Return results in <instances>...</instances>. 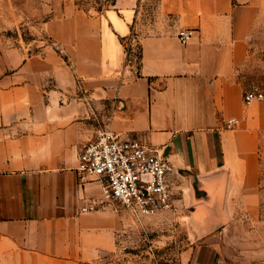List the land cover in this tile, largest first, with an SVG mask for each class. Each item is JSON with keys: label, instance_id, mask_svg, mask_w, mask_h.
<instances>
[{"label": "crops", "instance_id": "0c3cea01", "mask_svg": "<svg viewBox=\"0 0 264 264\" xmlns=\"http://www.w3.org/2000/svg\"><path fill=\"white\" fill-rule=\"evenodd\" d=\"M56 3L38 52L0 35V264H125L136 218L81 212L102 187L79 153L105 131L173 165L181 264H264V99L247 103L243 79L264 0Z\"/></svg>", "mask_w": 264, "mask_h": 264}, {"label": "rangeland", "instance_id": "374dc122", "mask_svg": "<svg viewBox=\"0 0 264 264\" xmlns=\"http://www.w3.org/2000/svg\"><path fill=\"white\" fill-rule=\"evenodd\" d=\"M115 0H76L87 11L98 12L110 6ZM55 0H0V35H5L12 44L38 52L48 37L44 24L55 13ZM249 61L243 79L249 92L264 95V17L251 27L248 39ZM139 49L131 56L139 64ZM136 55V56H135ZM138 55V56H137ZM260 191L264 214V134L260 144ZM126 215L124 210L115 209ZM135 218V217H134ZM136 224L128 226L126 244L120 247L119 257L125 264H181L183 250L188 236L184 225L172 214L135 219Z\"/></svg>", "mask_w": 264, "mask_h": 264}, {"label": "built area", "instance_id": "2783aa9c", "mask_svg": "<svg viewBox=\"0 0 264 264\" xmlns=\"http://www.w3.org/2000/svg\"><path fill=\"white\" fill-rule=\"evenodd\" d=\"M194 34L192 30L181 29L178 39L187 44ZM255 99L263 100L264 95L256 92L245 95L247 103ZM237 125L234 119L227 122L228 128ZM77 173L102 187V196L87 200L82 213L118 208L141 219L178 210L172 181L174 167L161 150L122 140L114 132H102L82 146Z\"/></svg>", "mask_w": 264, "mask_h": 264}, {"label": "trees", "instance_id": "16d2710c", "mask_svg": "<svg viewBox=\"0 0 264 264\" xmlns=\"http://www.w3.org/2000/svg\"><path fill=\"white\" fill-rule=\"evenodd\" d=\"M125 45H126V48H127V52H128V55L131 57L133 56V52L131 50V48L129 47V43L127 41H125ZM136 56V55H135ZM138 56V55H137ZM140 61L141 59V53L139 52V56L137 57Z\"/></svg>", "mask_w": 264, "mask_h": 264}]
</instances>
